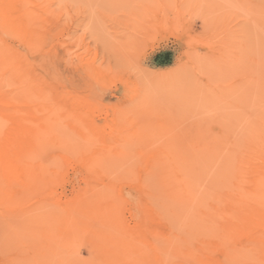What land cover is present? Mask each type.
Masks as SVG:
<instances>
[{
	"label": "rangeland",
	"instance_id": "1",
	"mask_svg": "<svg viewBox=\"0 0 264 264\" xmlns=\"http://www.w3.org/2000/svg\"><path fill=\"white\" fill-rule=\"evenodd\" d=\"M6 1L0 0V45L19 58L12 60L17 71L6 76L2 89L19 91L28 82L39 113L52 114L55 130L43 138H0V156L7 161L0 166V264H159L162 257L166 264H194L189 255L170 250L204 247L200 220L211 230L203 238L208 263L264 264V165L256 158H264V0ZM26 6L40 17L31 19ZM189 138H201L198 156L193 145L186 147ZM205 138L217 141L206 140L210 148L217 143L206 158L200 154ZM166 165L178 168L165 176ZM177 177L193 179L187 199L172 198L161 183ZM189 194L206 197L210 207L197 199L208 210L205 220ZM78 198L86 204L76 206ZM253 211L258 239L246 224Z\"/></svg>",
	"mask_w": 264,
	"mask_h": 264
},
{
	"label": "bare ground",
	"instance_id": "2",
	"mask_svg": "<svg viewBox=\"0 0 264 264\" xmlns=\"http://www.w3.org/2000/svg\"><path fill=\"white\" fill-rule=\"evenodd\" d=\"M9 1V0H8ZM8 1H6V2H8ZM18 1V0H17ZM37 1V0H36ZM45 1H47V0H45ZM50 1V0H49ZM2 2V1H1ZM5 2V3H6ZM21 2V1H20ZM24 2H25V0H24ZM27 2H32V0L31 1H26L25 3H27ZM40 2V1H39ZM35 2H33V4H34ZM47 3V2H46ZM49 3V2H48ZM51 3V2H50ZM21 4V3H20ZM22 4H23V2H22ZM28 4V3H27ZM33 4H31V5H33ZM17 5H19V3L17 4ZM24 5V4H23ZM30 5V4H29ZM29 5H28V7H29ZM36 5V7H37V5H39V3L38 4H35ZM35 5H34V7H35ZM45 5V4H44ZM5 7V6H4ZM27 7V6H26ZM27 7V11H26V13H27V15L31 18V19H33V20H35V19H37L36 17H38V15H37V13L35 14L34 13V10H32L33 8H31L30 10H29V8ZM25 8V7H24ZM23 9V8H22ZM21 9V10H22ZM35 9V8H34ZM5 10V9H4ZM25 10H26V8H25ZM51 10V9H50ZM24 11V10H23ZM48 12H49V10H48ZM47 13V12H46ZM51 13V12H50ZM22 14V13H21ZM48 14V13H47ZM57 14V13H56ZM26 14H25V16H27ZM18 17H19V15H18ZM40 17V16H39ZM38 17V18H39ZM26 18V17H25ZM29 18V19H30ZM27 20V19H26ZM28 21H30V20H28ZM38 22V21H37ZM33 25H35V24H33ZM33 25H32V27H33ZM36 27V26H35ZM30 28L31 27H29L28 29L30 30ZM40 28V27H39ZM15 29V28H14ZM27 29V30H28ZM6 31V30H5ZM31 31H32V29H31ZM35 31V30H34ZM31 32V34L32 33H35V32ZM29 33V32H28ZM36 34V33H35ZM4 47V49H6V47L7 46H4V45H0V47ZM9 48V47H8ZM40 48V47H39ZM7 50V51H6ZM6 50H3L2 48H0V105L2 106L1 108H2V110H0V138H43V136L46 134V133H48V131H51L52 129H54V127H55V125L52 123V121L54 120V119H52L51 120V118H53V117H51V115H49V114H44V115H41L40 113H39V111H38V107L40 108L41 106H37V105H35V100H36V96H35V98H34V95H35V92H33L32 90H31V88L32 87H28V82H26L27 83V86H25V87H23L22 88V90H17V89H13V90H11V91H9V92H4L3 91V89H2V86H4V84H3V81L5 82V83H7L6 82V76H8V75H10L11 76V74L12 73H14L15 71H17L16 70V68L15 67H17V66H15L14 67V63H16L15 61H16V57H17V55H15L16 53H14L13 54V58H11V55H12V51L11 52H8V50H10V49H6ZM31 52V51H30ZM11 53V55H9V54ZM70 53V52H69ZM68 55V54H67ZM15 56V57H14ZM17 58H19V57H17ZM12 60H15L14 61V63H13V61ZM66 60H68V58L66 59ZM18 61V60H17ZM66 63H67V61H65ZM18 64V63H17ZM68 64V63H67ZM19 65V64H18ZM22 65V64H21ZM18 67H20V66H18ZM18 69V68H17ZM19 70V69H18ZM26 70V69H25ZM23 71H24V69H23ZM16 74H18L17 72H16ZM13 76H14V74H13ZM23 77V76H22ZM21 77V78H22ZM8 78V77H7ZM16 78H18V76L16 77ZM19 79V78H18ZM23 79H24V77H23ZM15 80H17V79H15ZM20 80V79H19ZM31 80V79H30ZM8 81V80H7ZM13 81H14V78H13ZM33 81H36V80H33ZM37 81H38V79H37ZM36 81V82H37ZM12 82V81H11ZM20 82V81H19ZM36 82H34V83H36ZM10 83V82H9ZM18 83V82H17ZM16 83V84H17ZM33 83V82H32ZM3 84V85H2ZM8 84V83H7ZM11 84H13L14 85V83H10V85ZM2 85V86H1ZM13 85H11V87L13 86ZM31 86H34V84L32 85V84H30ZM29 85V86H30ZM36 85H38L39 86V84H36ZM35 85V86H36ZM42 85V84H41ZM45 85V84H44ZM167 85V84H166ZM9 86V85H8ZM16 86V85H15ZM20 86V85H19ZM24 86V85H23ZM34 86V87H35ZM165 86V85H164ZM21 87L22 86H20V89H21ZM34 87H33V89H34ZM40 87V86H39ZM8 88V87H7ZM38 92V91H37ZM45 92H47V91H45ZM44 92V93H45ZM40 93V92H39ZM182 93V92H181ZM21 95V96H20ZM42 97V94L41 95H38V98L39 97ZM35 99V100H34ZM40 99V98H39ZM69 100V99H68ZM39 101V100H38ZM37 101V102H38ZM47 101V100H46ZM43 102V101H42ZM48 102V101H47ZM40 104V103H39ZM41 105V104H40ZM140 105V104H139ZM138 105V106H139ZM27 106V109H25L24 111H22V109L24 108V107H26ZM135 106V105H134ZM46 107V106H45ZM48 107V106H47ZM47 107H46V109H47ZM42 108H43V106H42ZM41 108V109H42ZM135 109V108H134ZM138 109V108H137ZM45 110V109H44ZM22 111V112H21ZM131 111V110H130ZM136 111V110H135ZM59 113V112H58ZM57 113V114H58ZM129 113V112H128ZM131 113V112H130ZM135 113V112H134ZM29 115H31L32 116V120H31V122H29V123H25L24 122V117H27L28 116V118H29ZM30 116V117H31ZM68 116L69 115H67V118H68ZM72 116V115H71ZM71 116H69L70 118H71ZM65 117V116H64ZM27 118V119H28ZM63 118V117H62ZM62 118L60 119V123H63V122H61V120H62ZM148 118V117H147ZM146 118V119H147ZM73 119V118H72ZM151 119V118H150ZM257 119V118H256ZM75 120V119H74ZM133 120V119H132ZM12 121H14V123H12V124H10L9 125V123L10 122H12ZM63 121V120H62ZM108 121V120H107ZM134 121V120H133ZM142 121V120H141ZM258 121V120H257ZM72 122H76V121H72ZM162 122V121H161ZM131 123V122H130ZM146 123H149V122H146ZM145 123V124H146ZM160 123V122H159ZM158 123V124H159ZM260 123V122H259ZM142 124V123H141ZM149 124H151V122L149 123ZM164 124V123H163ZM261 124H263V125H261V126H264V123H261ZM75 125H76V123H75ZM140 125V124H139ZM138 125V126H139ZM153 125V124H152ZM157 124H155L154 126H156ZM160 125V124H159ZM165 125V124H164ZM137 126V125H136ZM166 126V125H165ZM164 126V127H165ZM175 126V125H174ZM197 126V125H196ZM195 126V127H196ZM200 126V125H199ZM198 126V127H199ZM259 126V125H258ZM56 127H58V126H56ZM126 127H127V125H126ZM152 127V126H151ZM207 127V126H206ZM154 128H156V127H154ZM158 128V127H157ZM201 128H203V127H201ZM162 129V128H161ZM164 129V128H163ZM170 129V128H169ZM173 128H171V130H172ZM204 129L206 130V128L204 127ZM55 130V129H54ZM101 130V129H100ZM166 130V129H165ZM180 130V129H179ZM197 130V129H196ZM208 130V129H207ZM248 130H250V129H248ZM253 130V129H252ZM86 131V130H85ZM144 131V130H143ZM146 131V130H145ZM161 131H163V130H161ZM173 131V130H172ZM172 131H171V134H172ZM177 131H178V128H177ZM257 131H259L258 129H257ZM256 131V132H257ZM58 132H60V131H58ZM62 132H63V130H62ZM61 132V133H62ZM175 132V131H174ZM199 132V131H198ZM254 131H252V133H253ZM60 133V134H61ZM87 133V132H86ZM134 133V132H133ZM166 133V132H165ZM169 133V132H168ZM200 133H201V131H200ZM199 133V134H200ZM208 133V132H207ZM246 133H247V131H246ZM249 133V132H248ZM258 133V132H257ZM131 134V133H130ZM130 134H129V136H130ZM162 134V133H161ZM164 134V133H163ZM176 134V133H175ZM126 135H128V134H126ZM125 135V136H126ZM132 135V134H131ZM153 135V134H152ZM165 135H167V134H165ZM193 134H191V136H192ZM248 135V134H247ZM261 135V134H260ZM135 136H137V135H135ZM169 136H172V135H169ZM177 136V135H176ZM195 136V135H194ZM197 136H199V135H197ZM196 136V137H197ZM245 136V135H244ZM253 136V135H252ZM258 136V135H257ZM262 136V135H261ZM155 138H158V135H157V137L156 136H154ZM162 137V136H161ZM225 137H229V136H225ZM224 137V138H225ZM248 137V136H247ZM61 138V137H60ZM64 138V137H63ZM125 138V137H124ZM128 138V137H127ZM134 138V137H133ZM149 138V137H148ZM153 138V137H152ZM174 138V137H173ZM234 138V137H233ZM254 138V137H253ZM256 138V137H255ZM258 138V137H257ZM97 139V138H96ZM126 139V138H125ZM136 139H137V137H136ZM162 139H164V138H162ZM188 139V138H187ZM190 139V141H187V143H189V146H187L186 145V147H188L189 148V150H191L190 149V146H194V148H196V151H195V149H193V150H191V152L192 153H194V154H196L197 156H198V152L199 151H197V146H198V144L197 143H200L201 145H202V143L200 142V140H201V138H189ZM199 140V142L197 141V140ZM92 140H94V138L92 139ZM128 140V139H127ZM129 140H130V138H129ZM141 140V139H140ZM139 140V141H140ZM195 140V141H194ZM202 140H204V138H202ZM206 140H209L210 142L212 141V140H214V141H216L214 138H212V140H210L209 138H205V142L206 143H208L209 141H206ZM58 141V140H57ZM87 141V140H86ZM139 141H137V142H139ZM150 141V140H149ZM152 141V140H151ZM157 141V140H156ZM164 141V140H163ZM176 141V140H175ZM174 141V142H175ZM180 141V140H179ZM184 141V145H185V140H183ZM59 142V141H58ZM79 142V141H78ZM85 142V141H84ZM126 142V141H125ZM128 142V141H127ZM155 142V141H154ZM154 142H152V143H154ZM158 142V141H157ZM172 142V141H171ZM190 142H193V144H191ZM204 142V143H205ZM210 142L208 143V145H205L204 143V147L201 149L202 150V152H201V150H200V154L203 156L204 155V153H205V157L204 158H206V157H209V156H207V155H210L209 153H210V151H212L213 150V148L215 147V145L217 144L216 142H215V144H212L211 145V148H210V146H209V144H210ZM82 143H83V141H82ZM93 143V142H92ZM91 143V144H92ZM95 143H97V141H95ZM123 143H124V141H123ZM122 143V144H123ZM133 143H134V141H133ZM182 143V142H181ZM212 143H214L213 141H212ZM79 144V143H78ZM87 144H88V142H87ZM127 144V143H126ZM131 144H132V141H131ZM155 144V143H154ZM153 144V145H154ZM157 144V143H156ZM197 144V146H195ZM248 144H249V142H248ZM247 144V145H248ZM9 145H11V144H9ZM51 145V144H50ZM89 145V144H88ZM94 145L95 144H93V145H89V146H93L94 147ZM118 145V144H117ZM133 145V144H132ZM153 145H152V147H153ZM183 145V146H184ZM251 145V144H250ZM254 144H252V146H253ZM8 146V145H7ZM62 146V145H61ZM96 146V145H95ZM140 146V145H139ZM169 146V145H168ZM170 146H171V144H170ZM177 146V145H176ZM200 146V145H199ZM199 146H198V149H199ZM203 146V145H202ZM205 146H206V148H205ZM208 146H209V149H208ZM249 146V145H248ZM255 146V145H254ZM253 146V147H254ZM12 147V146H11ZM31 147V146H30ZM117 147V146H116ZM120 147H121V144H120ZM119 147V148H120ZM124 147V146H123ZM151 147V146H150ZM167 147V146H166ZM185 147V146H184ZM246 147V146H245ZM252 147V148H253ZM260 147V146H259ZM5 148H6V146H5ZM4 148V149H5ZM8 148H10V146L8 147ZM8 148L7 149H5V150H8ZM20 148V147H19ZM18 148V149H19ZM46 148V147H45ZM53 148V147H52ZM55 148V147H54ZM53 148V149H54ZM87 148H89V147H87ZM90 148H92V147H90ZM89 148V149H90ZM128 148H130V147H128ZM175 148V147H174ZM11 149V148H10ZM43 149H44V147H43ZM141 149V148H140ZM204 149H206L205 150V152L203 151ZM209 151H208V150ZM211 149V150H210ZM249 149H250V147H249ZM254 149V148H253ZM20 150V149H19ZM32 150V149H31ZM51 150V149H50ZM83 150V149H82ZM121 150V149H120ZM123 150V149H122ZM130 150H131V148H130ZM148 150V149H147ZM166 150H167V148H166ZM168 150H170V148L168 149ZM181 150V149H180ZM251 150V149H250ZM2 151V150H1ZM10 151V150H9ZM14 151H15V149H14ZM13 151V148L11 149V152H13L14 154H15V152ZM22 151V150H21ZM43 151V150H42ZM64 151V150H63ZM72 151V150H71ZM125 151V150H124ZM208 153H207V152ZM3 152V151H2ZM10 152V153H11ZM16 152H18L17 150H16ZM25 152H27V151H25ZM36 152V151H35ZM40 152V151H39ZM61 152V151H60ZM120 152V151H119ZM128 152V151H127ZM131 152V151H130ZM176 152H178V151H176ZM249 153H250V151H248ZM4 153H6L5 151L3 152V154ZM19 153L21 154V152L19 151ZM22 153H23V151H22ZM173 153V152H172ZM203 153V154H202ZM247 153V152H246ZM248 153V154H249ZM253 153H256L255 152V150H253ZM0 154H2L1 152H0ZM27 154H28V152H27ZM26 154V155H27ZM43 154L45 155V152L43 151ZM42 154V155H43ZM70 154V153H69ZM178 154V153H177ZM184 154V153H183ZM188 154V153H187ZM258 154H259V152H258ZM25 155V156H26ZM59 156H60V154H58ZM113 155V154H112ZM138 155V154H137ZM28 156V155H27ZM26 156V158H28ZM36 156V155H35ZM70 157H73V155L71 156V155H69ZM133 156V155H132ZM195 156V155H194ZM245 156H247V155H245ZM3 157V156H2ZM7 157H9L8 155H7ZM13 157H15V156H12V158ZM17 157V156H16ZM15 157V158H16ZM75 157V156H74ZM124 156H122V158H123ZM139 157V156H138ZM175 157H176V155H175ZM180 157V156H179ZM184 157V156H183ZM196 157V156H195ZM194 157V158H195ZM241 157V156H240ZM251 157V156H250ZM0 158H1V156H0ZM5 160H6V156H4L3 157ZM3 158H1L2 159V161L4 160ZM11 158V157H10ZM11 158V159H12ZM36 158V157H35ZM34 158V159H35ZM51 158V157H50ZM159 158V157H158ZM172 158V157H171ZM193 158V159H194ZM200 158V157H199ZM202 158V161H203V157H201ZM200 158V159H201ZM256 158H259L260 159V162H258L257 164L259 165L260 163L262 164V165H264V158H263V156L262 155H258ZM133 159H135V157L133 158ZM198 159V158H197ZM243 159V158H242ZM5 160L3 161V163L0 161V166H2L1 164H5L6 165V162H5ZM8 160V159H7ZM26 160V159H25ZM32 160V159H31ZM30 160V161H31ZM46 160V159H45ZM189 160V159H188ZM209 160V158L207 159V161ZM248 160H249V158H248ZM27 161V160H26ZM36 161H37V159H36ZM167 161V160H166ZM177 161V160H176ZM175 161V162H176ZM206 161V160H205ZM250 161V160H249ZM255 161H259L258 159H256ZM8 162H9V160H8ZM14 162V161H13ZM16 162V161H15ZM34 162V161H33ZM32 162V163H33ZM195 162H196V160H195ZM201 162V161H200ZM209 162V161H208ZM246 162H248L247 160H246ZM43 163V162H42ZM95 163V162H94ZM116 163V162H115ZM160 163V162H159ZM205 163V162H204ZM207 163V162H206ZM241 163V162H240ZM254 163V162H253ZM10 164V163H9ZM8 164V165H9ZM23 164V163H22ZM40 164V163H39ZM50 164V163H49ZM127 164V163H126ZM198 164V163H197ZM247 164V163H246ZM250 164V163H249ZM21 165V164H20ZM133 165V164H132ZM176 165H178V164H176ZM187 165V164H186ZM185 165V166H186ZM207 165V164H206ZM210 165V164H209ZM242 165H243V167H244V165L245 164H243L242 163ZM248 165V164H247ZM41 166V165H40ZM106 166H107V164H106ZM123 166H125V165H123ZM152 166V165H151ZM197 166V165H196ZM195 166V167H196ZM201 166V165H200ZM30 167H32V166H30ZM91 167H93V166H91ZM90 167V168H91ZM119 167V166H118ZM169 167H170V169H169ZM181 167V166H180ZM187 167V166H186ZM185 167V168H186ZM194 167V166H193ZM102 168V167H101ZM107 168V167H106ZM150 168V167H149ZM148 168V169H149ZM165 168H167L168 170H163L162 172H163V174L165 175V176H168V174L169 173H173V168H176V170H177V168L178 167H174L173 165H166L165 166ZM183 168V167H182ZM190 168H192V167H190ZM203 168V167H202ZM258 168V167H257ZM1 170L3 169L2 167L0 168ZM46 169V168H45ZM94 169V168H93ZM100 169V168H99ZM121 169H123L122 167H121ZM179 169H181V168H179ZM194 169V168H193ZM205 169V168H204ZM208 169V168H207ZM104 170V169H103ZM117 170V169H116ZM124 170V169H123ZM152 170V169H151ZM175 170V169H174ZM183 170V169H182ZM206 170V169H205ZM251 170V169H250ZM4 171V170H3ZM27 171V170H26ZM91 171V170H90ZM120 171V170H119ZM119 171H117V172H119ZM190 171V170H189ZM193 171V170H192ZM204 171V170H203ZM209 171V170H208ZM254 171V170H253ZM1 172V171H0ZM25 172V171H24ZM53 172V171H52ZM106 172V171H105ZM177 172V171H176ZM188 172V171H187ZM195 172L197 173V170H195ZM194 171H193V173H195ZM206 172V171H205ZM180 173V172H179ZM195 173V174H196ZM200 173V172H199ZM24 174H26V173H24ZM54 174V173H53ZM129 174V173H128ZM127 174V175H128ZM130 174H132V173H130ZM146 174V173H145ZM151 174H152V172H151ZM194 174V175H195ZM207 174V173H206ZM255 174V173H254ZM110 176H111V174H109ZM108 175V176H109ZM188 175V174H187ZM193 175V176H194ZM199 175V174H198ZM204 175V174H203ZM210 175V174H209ZM209 175H207V176H209ZM30 176V175H29ZM130 176V175H129ZM152 176V175H151ZM197 176V175H196ZM206 175H204V177H205ZM27 177V176H26ZM34 177V176H33ZM32 177V178H33ZM49 178V177H48ZM51 178V177H50ZM165 178V177H164ZM190 178H193L192 177V174H191V176H190ZM206 178V177H205ZM205 178H203V179H205ZM210 178V177H209ZM31 179V178H30ZM47 179V178H46ZM111 179V178H110ZM259 179H260V177H259ZM190 180H193V179H189V177L187 178L186 177V179H181V178H174V181H171V180H168V179H166V182L165 181H163V182H161L162 184H163V187L167 190H170V191H172V198H178L179 200H184V199H187L188 198V193H191L190 191H191V188H189V186H188V183H189V181ZM260 181V180H259ZM258 181V182H259ZM34 182V181H33ZM188 182V183H187ZM192 182V181H191ZM199 182V181H198ZM27 183V182H26ZM29 183V182H28ZM35 183V182H34ZM33 183V184H34ZM39 183V182H38ZM38 183H36L37 184V186H39L38 185ZM193 183V182H192ZM207 183V182H206ZM209 183V182H208ZM207 183V184H208ZM261 183H262V181H261ZM4 184V183H3ZM205 184V183H204ZM197 186H198V184H196ZM253 185H255V184H253ZM27 186V185H26ZM41 186V185H40ZM153 186H154V184H153ZM191 186V185H190ZM205 186V185H204ZM155 187V186H154ZM100 188V187H99ZM157 188V187H156ZM198 188V187H197ZM207 188V187H206ZM154 189V188H153ZM188 189H190V190H188ZM208 189V188H207ZM206 189V190H207ZM205 190V189H204ZM203 190V191H204ZM209 190V189H208ZM33 191V190H32ZM36 191V190H35ZM263 191H264V188H263ZM38 192V191H37ZM128 192V191H127ZM149 192H150V190H149ZM167 192V191H166ZM169 192V191H168ZM205 192V191H204ZM259 192V191H258ZM261 192V191H260ZM32 193V192H31ZM41 193V192H40ZM39 193V194H40ZM85 193V192H84ZM83 193V194H84ZM200 193V192H199ZM262 194H264L263 192H262ZM3 195V194H2ZM207 196H208V193L206 194ZM205 195V196H206ZM1 196V195H0ZM151 196V195H150ZM149 196V197H150ZM158 196V195H157ZM189 196H190V194H189ZM192 197H193V195H191ZM190 196V197H191ZM261 196V195H260ZM263 196V195H262ZM191 197V200L193 199ZM200 198H201V200H204L206 197H204L203 195H202V197L204 198H202L201 197V195L199 196ZM199 197H197L196 199L194 198L193 199V201H197L198 203H199V201L200 200H197V199H199ZM216 197H218V196H216ZM2 198V197H1ZM215 198V197H214ZM254 198V197H253ZM257 199H258V197H256ZM260 198V197H259ZM79 199V198H78ZM78 199H77V201L75 202V205L76 206H78V207H80V206H82V205H84V204H86L85 202H84V200H82L81 201V199H79V201H78ZM148 199V198H147ZM152 199V198H151ZM219 199V198H218ZM1 200V199H0ZM3 200V199H2ZM154 200V199H153ZM174 200V199H173ZM209 200V199H208ZM212 201V200H211ZM217 201V200H216ZM160 202H162V201H160ZM204 202H206V206H208V207H210V204L208 205V201H203V203ZM208 202V203H207ZM15 203V202H14ZM13 203V204H14ZM46 203V202H45ZM71 204L73 203V205H74V201H71L70 202ZM173 203V202H172ZM197 203V204H198ZM215 203V202H214ZM9 204H11V203H9ZM19 204V203H18ZM22 204V203H21ZM26 204V203H25ZM44 204V203H43ZM47 204V203H46ZM152 204H155V203H153L152 202ZM162 204V203H161ZM174 204V203H173ZM194 204H196L195 202H194ZM196 204V205H197ZM205 204V203H204ZM204 204H202V202L201 203H199L198 205H200V207H195L197 210H198V217H199V219H203V220H205L206 218V216H208V210H204L201 206L202 205H204ZM15 205H16V203H15ZM15 205H13V206H15ZM23 205H24V202H23ZM39 205H40V203H39ZM53 205V204H52ZM72 205V207H74ZM156 205V204H155ZM170 205V204H169ZM168 205V206H169ZM177 205V204H176ZM2 206V205H1ZM21 206V205H20ZM43 206V205H42ZM4 207V206H3ZM41 207V206H40ZM11 208V207H10ZM29 208V207H28ZM153 208H155V207H153ZM216 209H217V207H215ZM26 209H27V207H26ZM25 209V210H26ZM35 209H37V208H35L34 207V210ZM41 209V208H40ZM43 209V208H42ZM41 209V210H42ZM183 209V208H182ZM209 209V208H208ZM29 210H33V209H29ZM33 210V211H34ZM184 210V209H183ZM211 210V209H210ZM36 211V210H35ZM34 211V212H35ZM38 211V210H37ZM36 211V212H37ZM63 211V210H62ZM70 211V210H69ZM24 212H27V211H24ZM187 212V211H186ZM16 213V212H15ZM22 213H23V211H22ZM21 213V214H22ZM33 213V212H32ZM39 213H41V212H39ZM43 213V212H42ZM210 213V212H209ZM245 213H246V211H245ZM253 213H254V218H251V220L249 221V218H250V216L252 215L251 214V212L250 213H248L250 216H249V218H247V217H245V216H243V217H245L246 219H248V223L246 222V224H248L250 227H251V229H250V234L252 235L251 236V238L252 239H256L257 238V236L255 235V233H256V231H255V229H256V226H259L258 225V223H257V225H256V221L258 222V220H256V221H252V219L253 220H255V218H256V216H258V215H255V214H257L256 212H254L253 211ZM1 214V213H0ZM6 214H7V212H6ZM27 214V213H26ZM37 214V213H36ZM177 214V213H176ZM179 214H180V212H179ZM4 215V214H3ZM19 215V213L17 214V216ZM30 215V214H29ZM33 215V214H32ZM37 215H39V214H37ZM173 215V214H172ZM180 215H182V214H180ZM5 216V215H4ZM23 216V215H22ZM65 216V215H64ZM67 216V215H66ZM69 216V215H68ZM165 216V215H164ZM209 216H210V214H209ZM6 217V216H5ZM5 217H4V219H5ZM28 217V216H27ZM73 217H74V215H73ZM73 217H71V218H73ZM173 217H175V216H173ZM252 217V216H251ZM3 218V217H2ZM13 218V217H12ZM20 218V217H19ZM19 218H17V220L19 219ZM23 218V217H22ZM30 218V217H29ZM40 218V217H39ZM42 218V217H41ZM40 218V219H41ZM158 218V217H157ZM166 218V217H165ZM179 218H180V216H179ZM182 219L184 218L183 216L181 217ZM245 218H243V219H245ZM24 219V218H23ZM34 219V218H33ZM39 219V220H40ZM47 219H49V218H47ZM58 219V218H57ZM176 219V218H175ZM257 219V218H256ZM30 220H32V219H30ZM212 220V219H211ZM210 220V221H211ZM56 221V220H55ZM72 221V223H74V221L73 220H71ZM70 221V222H71ZM174 221V220H173ZM180 221V220H179ZM184 221V220H183ZM182 221V222H183ZM202 220H200V224L202 225V227L200 226V227H196L197 229H203L202 231V239H200V241L202 242V244L204 243L205 245H204V247H201V246H198L197 248H195V249H192V247L191 248H186V249H183V250H181L179 247H173V248H171V254H172V252L174 253V254H176V255H181V254H185V255H189L190 256V258L192 259V261L194 262V264H210V263H208V254L209 253H207V251H208V242H205V241H203V238H208V233H210L211 232V230H210V228H209V226H208V224L209 223H203V222H201ZM15 222V221H14ZM41 222V221H40ZM70 222L68 223V225L70 224ZM214 222V221H213ZM212 221H211V223H213ZM242 222H243V220H242ZM241 222V223H242ZM244 222V223H245ZM13 223V222H12ZM12 223H11V225H12ZM19 223V222H18ZM210 223V224H211ZM10 223H8V225H9ZM16 224V223H15ZM86 224V223H85ZM216 223H214V225H215ZM245 224V225H246ZM260 224V226H261V223H259ZM263 224L264 223H262V226H263ZM2 225V224H1ZM40 225V224H39ZM41 225H43V224H41ZM67 225V224H66ZM182 225H183V223H182ZM213 225V224H212ZM213 225V226H214ZM219 225V224H218ZM244 225V224H243ZM70 226H74V225H71L70 224ZM221 226V225H220ZM249 226H248V228H249ZM4 226L2 225V228H3ZM27 227V226H26ZM42 227V226H41ZM50 227V226H49ZM179 227V226H178ZM245 227H247V226H245ZM20 228V227H19ZM68 228V227H67ZM168 228V227H167ZM209 228V229H208ZM222 228V230L223 231H225L224 230V227H221ZM238 228V227H237ZM31 229V228H30ZM41 229V228H40ZM74 229V228H73ZM73 229H71V231H74ZM200 229V230H201ZM212 229H215V233L216 232H218L219 230H217L216 231V229H218V227H213ZM264 229V228H263ZM9 231H10V229H8ZM16 230H17V228H16ZM19 230V229H18ZM21 230V229H20ZM50 230H53L52 228L50 229ZM76 230V229H75ZM167 230V229H166ZM199 230V231H200ZM236 230V229H235ZM8 231V232H9ZM25 231V230H24ZM177 231V230H176ZM180 231V230H179ZM210 231V232H209ZM221 231V230H220ZM228 231H230V230H228ZM234 231V230H233ZM248 231V229L246 230V232ZM11 232V231H10ZM17 233L19 232V231H16ZM16 232H15V234H16ZM27 232V231H26ZM42 232V231H41ZM78 232V231H77ZM80 232V231H79ZM183 232V231H182ZM222 232V231H221ZM235 232V231H234ZM20 233V232H19ZM18 233V234H19ZM23 233V232H22ZM25 233V232H24ZM170 233V232H169ZM176 233V232H175ZM174 233V234H175ZM179 233V232H178ZM184 233H186V232H184ZM214 233V234H215ZM226 233V232H225ZM230 233V232H229ZM12 234V233H11ZM31 234H32V232H31ZM75 234H76V232H75ZM195 234V233H194ZM213 234V235H214ZM221 234V233H220ZM236 234V233H235ZM247 236L248 235H250L248 232L247 233H245ZM7 235H9V234H7ZM14 235V234H13ZM12 235V236H13ZM24 235H27V234H24ZM179 235V234H178ZM210 235V234H209ZM216 236L217 235H219V234H215ZM215 235H214V237H215ZM258 235V234H257ZM11 236V235H10ZM11 236V237H12ZM31 236V235H30ZM35 236V235H34ZM55 236V235H54ZM53 236V237H54ZM60 236V235H59ZM84 236V235H83ZM11 237H10V239H11ZM58 237V236H57ZM66 237V236H65ZM68 237V236H67ZM66 237V238H67ZM70 237V236H69ZM123 237V236H122ZM154 237H155V234H154ZM188 237V236H187ZM213 237V236H212ZM218 237V236H217ZM259 237V236H258ZM4 238H6V237H4ZM7 238H8V236H7ZM13 238V237H12ZM17 238H19L18 236H17ZM26 238V237H25ZM30 238H32V237H30ZM34 238V237H33ZM32 238V239H33ZM36 238V237H35ZM60 238V237H59ZM176 238V237H175ZM185 238V237H184ZM226 238V237H225ZM250 238V237H249ZM260 238V237H259ZM14 239V238H13ZM123 239V238H122ZM156 239V238H155ZM195 239V238H194ZM210 239H211V237H210ZM222 239H223V237H222ZM258 239V238H257ZM17 240V239H16ZM19 240H21V239H19ZM27 240V239H26ZM44 240V239H43ZM186 240V239H185ZM230 240V239H229ZM261 240V239H260ZM259 240V241H260ZM12 241V240H11ZM10 241V242H11ZM15 241V240H14ZM23 241H24V239H23ZM73 241H74V237H73ZM77 241H78V239H77ZM126 241V240H125ZM170 241V240H169ZM2 242V241H1ZM5 242H6V240H5ZM30 242V241H29ZM29 242L27 243V245H29ZM35 242V241H34ZM47 242V241H46ZM179 242V241H178ZM224 242H226L225 240H224ZM254 242V241H253ZM19 242H17V244H18ZM26 243V242H25ZM36 243H38V242H36ZM51 243H55L54 241L53 242H51ZM65 243H67V242H65ZM75 243V242H74ZM73 242H72V244H74ZM159 243V242H158ZM157 243V244H158ZM172 243V242H171ZM194 243V242H193ZM249 243V242H248ZM251 243V242H250ZM249 243V244H250ZM23 244V243H22ZM47 244H48V242H47ZM57 244V243H56ZM56 244H55V246H56ZM68 244V243H67ZM76 244V243H75ZM80 244V243H79ZM127 244H128V242H127ZM156 244V243H155ZM156 244V245H157ZM186 244V243H185ZM210 244V243H209ZM249 244H247V246L249 245ZM37 245V244H36ZM42 245V244H41ZM50 245V244H49ZM53 245V244H52ZM122 245V244H121ZM171 245V244H170ZM169 245V246H170ZM219 245V244H218ZM217 245V246H218ZM227 245L228 244H226V245H224L223 246V243H221L218 247H220V246H222V249H227L228 251H230L228 248H227ZM251 245V244H250ZM163 246V245H162ZM184 246V245H183ZM216 246V249L218 248ZM13 247V246H12ZM18 248H19V246H17ZM39 247H41V246H39ZM51 247V246H50ZM54 247V246H53ZM71 247V246H70ZM165 247V246H164ZM0 248H2V247H0ZM17 248V249H18ZM32 248V247H31ZM37 248V247H36ZM42 248V247H41ZM128 248H130L131 249V247H128ZM158 248V247H157ZM3 249V248H2ZM11 249H13V248H11ZM10 249V250H11ZM17 249L15 248V251H17ZM54 249V248H53ZM58 249H59V247H58ZM64 249V248H63ZM120 249H121V247H120ZM130 249H128V253H131L130 252ZM221 248H219V250H220ZM221 249V250H222ZM8 250V248L6 249V251ZM9 250V251H10ZM20 250V249H19ZM34 250H35V248H34ZM34 250L32 251V252H34ZM37 250V249H36ZM46 250V249H45ZM60 250V249H59ZM59 250H58V252H59ZM66 250V252H67V249H64V251ZM144 250V249H143ZM169 250V249H168ZM167 250V251H168ZM224 250V251H225ZM8 251V252H9ZM12 251V250H11ZM21 251V250H20ZM19 251V252H20ZM38 251V250H37ZM36 251V252H37ZM41 251H42V249H41ZM44 251V250H43ZM47 251V250H46ZM61 251V250H60ZM162 251V250H161ZM166 251V249H165V252H167ZM13 252H14V249H13ZM25 252H27V251H25ZM65 252V253H66ZM77 252V251H76ZM76 252H75V254H76ZM114 252H116V251H114ZM126 252V253H125ZM125 254H128L127 253V251L125 250ZM232 251H230V253H231ZM237 252V251H236ZM16 253H18V252H16ZM21 253H23V252H21ZM28 253V252H27ZM35 253V252H34ZM42 253V252H41ZM120 253V252H119ZM149 253V252H148ZM239 253V252H238ZM20 254V253H19ZM49 254H52V253H49ZM56 254H57V252H56ZM64 254V252H62V255ZM134 254V253H133ZM163 254V253H162ZM166 254V253H165ZM168 254V253H167ZM173 254V255H174ZM240 254V253H239ZM16 255V254H15ZM23 255V254H22ZM26 255V254H25ZM34 255V254H33ZM48 255V254H47ZM55 255V254H54ZM68 255H71V253L70 254H68ZM72 255H74V254H72ZM71 255V256H72ZM159 255H160V250H159ZM169 255V254H168ZM175 255V256H176ZM1 256H3V255H1ZM10 256V255H9ZM19 256H21V255H19ZM18 256V257H19ZM24 256V255H23ZM29 256H31V255H29ZM35 256V255H34ZM41 256V255H40ZM51 256V255H50ZM56 256V255H55ZM60 256V255H59ZM76 256V255H75ZM74 256V257H75ZM93 256V255H92ZM91 256V257H92ZM151 256V255H150ZM164 256H166V255H164ZM238 256V254L237 253H234V254H232L231 255V259H234L235 257H237ZM32 257V256H31ZM52 257V256H51ZM50 257V258H51ZM56 257H58V256H56ZM69 257V256H68ZM177 257V256H176ZM224 257V256H223ZM230 257V256H229ZM234 257V258H233ZM12 258V257H11ZM15 258V257H14ZM34 258V257H33ZM42 258V257H41ZM49 258V257H48ZM63 258V257H62ZM71 258V257H70ZM88 258V257H87ZM169 258V257H168ZM240 258V257H239ZM22 259V258H21ZM25 259V258H24ZM35 259V258H34ZM52 259V258H51ZM55 259H57V258H55ZM55 259H53V261L55 260ZM95 259V258H94ZM125 259H127L126 261H128V257H125ZM230 259V260H231ZM32 260V259H31ZM39 259H37L36 261H38ZM82 260V259H81ZM136 260V259H135ZM138 260V259H137ZM165 260H166V258L165 257H162V259H159V264L161 263V264H164L165 263ZM25 261V260H24ZM24 261H21V262H24ZM33 261V260H32ZM42 262H43V260H41ZM50 261V260H49ZM120 261V260H119ZM132 261V260H131ZM133 261H134V258H133ZM144 261H146V260H144ZM182 261V260H181ZM221 261V260H220ZM20 262V261H19ZM21 262H20V264H21ZM35 262V261H34ZM135 262V261H134ZM136 262H138V261H136ZM147 262V261H146ZM146 262H142L141 264H146ZM184 262V261H183ZM239 262L241 263L242 262V260L240 261L239 260ZM238 262V263H239ZM244 262V261H243ZM15 263V262H14ZM18 263V262H17ZM45 263V262H44ZM88 263H89V261H88ZM93 263V262H92ZM101 263V262H100ZM139 263H140V261H139ZM177 263V262H176ZM185 263H186V261H185ZM222 263V262H221ZM24 264V263H23ZM25 264H27L26 263V261H25ZM35 264H38V263H35ZM46 264H48V262H47V260H46ZM52 264H54L53 262H52ZM61 264V263H60ZM72 264V263H71ZM82 264H85V261H84V263H82ZM87 264V263H86ZM94 264H95V262H94ZM99 264V263H98ZM166 264V263H165Z\"/></svg>",
	"mask_w": 264,
	"mask_h": 264
}]
</instances>
